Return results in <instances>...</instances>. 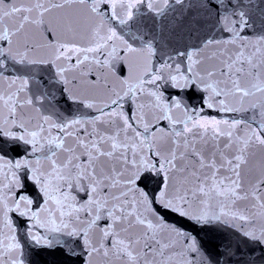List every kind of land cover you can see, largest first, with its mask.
<instances>
[{"label":"snow or ice","instance_id":"6c2138e0","mask_svg":"<svg viewBox=\"0 0 264 264\" xmlns=\"http://www.w3.org/2000/svg\"><path fill=\"white\" fill-rule=\"evenodd\" d=\"M0 264H264V0H0Z\"/></svg>","mask_w":264,"mask_h":264}]
</instances>
